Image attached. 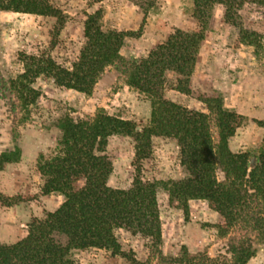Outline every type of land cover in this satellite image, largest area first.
<instances>
[{
  "label": "rangeland",
  "instance_id": "obj_1",
  "mask_svg": "<svg viewBox=\"0 0 264 264\" xmlns=\"http://www.w3.org/2000/svg\"><path fill=\"white\" fill-rule=\"evenodd\" d=\"M46 1L59 15L0 9V153L13 150L16 143L20 148L19 158L4 163L0 170V194L11 203L0 201V241L4 244L17 241L30 220L44 218L63 201L59 192H44L45 179L38 168L41 158H49L58 148L60 118L103 111L131 120L139 130L151 123V97L126 84L113 66L106 68L92 94L58 86L41 74L27 82L37 91L35 97L24 90L27 98L19 99L16 83L25 70L24 55L47 56L71 69L86 41L87 14L97 10L102 11L104 30L136 34L143 26L139 35L127 36L121 48L131 59L147 56L176 29L191 32L199 28L194 0ZM139 4L151 5L145 21ZM225 13L224 4L214 5L191 76V92L175 88L178 75L171 71L166 74L163 92L165 98L205 113L209 109L203 98L220 94L225 109L244 117L229 140L231 151L258 155L264 152V5L251 1L238 5L229 21ZM246 30L255 34L254 43L245 40ZM106 152L112 161L108 185L129 188L137 173L133 138L112 135ZM140 168L141 178L157 187L162 242L156 248L150 238L119 229L116 236L124 257L112 249L89 247L72 250L75 262L131 264L129 259L135 258L140 264H232L229 237L219 234V214L209 202L171 198L174 184L189 177L177 140L154 136L151 154ZM218 176L222 179L224 173L219 171ZM257 248L249 264H264V243Z\"/></svg>",
  "mask_w": 264,
  "mask_h": 264
},
{
  "label": "trees",
  "instance_id": "obj_2",
  "mask_svg": "<svg viewBox=\"0 0 264 264\" xmlns=\"http://www.w3.org/2000/svg\"><path fill=\"white\" fill-rule=\"evenodd\" d=\"M247 1L264 5V0H194L193 14L199 28L191 32L176 29L142 58H127L121 48L125 38L139 35L143 26L136 34L104 30L101 10L87 14L86 41L71 69L47 56L24 55L25 70L16 83L19 99L27 98L24 90L35 97L37 91L29 88L27 82L41 74L58 86L92 94L106 68L113 66L126 84L151 97V123L139 130L131 120L103 111L83 116L69 113L60 118L58 148L49 158L42 157L38 168L45 179L44 192H59L63 201L44 218L30 220L17 241H0V264H77L71 257L72 250L89 247L112 249L114 254L124 257L116 236L119 229L150 238L157 248L162 242L157 187L140 176V166L151 154L154 136L177 140L181 162L189 172L187 179L174 184L171 198L178 196L184 202L206 199L219 214V234L229 237L231 263L249 264L258 245L264 243V152L257 155L231 151L229 140L244 117L225 109L220 94L203 98L209 109L205 113L169 100L163 92L169 71L178 75V91L191 92V76L214 5H225L229 21L236 7ZM139 5L145 21L151 5ZM0 9L59 15L58 9L46 0H0ZM244 36L254 43V33L246 30ZM115 134L128 135L135 142L137 173L127 189L113 188L107 183L112 161L106 151L109 138ZM19 155L17 143L13 150L1 152L0 170ZM219 171L224 173L222 179ZM5 200L0 194V201ZM129 260L131 264H140L135 258ZM226 260L227 257L225 263Z\"/></svg>",
  "mask_w": 264,
  "mask_h": 264
}]
</instances>
